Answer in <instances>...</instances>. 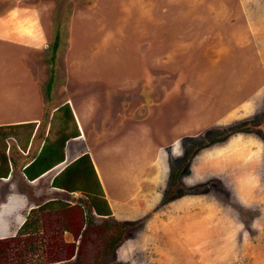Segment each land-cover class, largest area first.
<instances>
[{
  "label": "rangeland",
  "instance_id": "1",
  "mask_svg": "<svg viewBox=\"0 0 264 264\" xmlns=\"http://www.w3.org/2000/svg\"><path fill=\"white\" fill-rule=\"evenodd\" d=\"M0 119L23 123L0 132L15 161L0 240L22 264L88 260L85 198L49 187L81 153L109 191L139 195L113 214L134 224L106 264H264V0H0ZM62 138L64 161L21 180ZM12 193L24 204L4 212ZM31 208L34 241L19 230Z\"/></svg>",
  "mask_w": 264,
  "mask_h": 264
},
{
  "label": "trees",
  "instance_id": "2",
  "mask_svg": "<svg viewBox=\"0 0 264 264\" xmlns=\"http://www.w3.org/2000/svg\"><path fill=\"white\" fill-rule=\"evenodd\" d=\"M51 82L52 76H50L46 86L47 92L50 90ZM22 124L0 125V132L7 127L11 128ZM64 141L65 140L62 138L56 142L43 144L39 153L26 165L22 166L21 171L24 178L29 181L34 180L53 166L62 162L64 160V155L61 146ZM9 164L15 165V161L12 157L8 156L4 150H1L0 178H4L8 175ZM181 168L182 167L179 169V165L174 166L170 175L169 188L166 189L163 198L164 201L176 197L173 188L174 186L180 185L178 178ZM51 186L59 188L67 193L80 191L81 196L85 198L83 199L85 201L82 199H77V202L75 201L85 213L83 221L84 226L80 231L77 256L80 255L88 260L81 262L76 261V258H74L73 262H77L78 264H106V258L111 256L121 239L124 238V234L134 223L119 222L110 217L108 204L103 197L102 187L88 153H82L59 170V172L52 177ZM45 204L47 203L38 205L36 209L40 211L47 208ZM35 212L37 211L34 208L29 210L19 229L21 233L26 234L28 237H32L33 241L35 240L36 233L39 231V219ZM5 242L6 240H0V264L24 263L20 262L18 258L28 251L22 249L18 252H6L8 248H5ZM9 250L11 249H8V251ZM11 255H13V257H11ZM13 260H15V262H13Z\"/></svg>",
  "mask_w": 264,
  "mask_h": 264
},
{
  "label": "crops",
  "instance_id": "3",
  "mask_svg": "<svg viewBox=\"0 0 264 264\" xmlns=\"http://www.w3.org/2000/svg\"><path fill=\"white\" fill-rule=\"evenodd\" d=\"M63 110L65 111V115H68V106H65L64 108H63ZM41 114V113H40ZM40 114H37V115H40ZM71 115H72V113H71ZM16 121H10L9 119H0V125H4V124H16L15 123ZM77 137H80V136H77L76 135V138ZM56 141H59V140H54L53 142H56ZM65 142V141H64ZM43 146V145H42ZM41 146V147H42ZM41 149V148H40ZM40 151V150H39ZM39 153V152H38ZM37 153V154H38ZM36 154V155H37ZM82 154V153H81ZM80 154V155H81ZM64 155V154H63ZM67 155V154H66ZM79 156V155H78ZM64 161V160H63ZM62 161V162H63ZM61 163V162H60ZM95 169H96V172H97V177H98V180L100 181V183H101V186H102V189H103V192H104V194L105 195H103V197L105 198V200H106V202H108L107 204H108V207H109V209L111 208L112 210H113V213H111V209H110V217H112L113 219H114V217H113V214H115V212L117 213V216H118V218H119V216L120 217H125V216H128V215H131V214H134L133 213V211L131 212V211H129V209H131L130 208V206H131V203L129 202V200L131 201V202H133L134 201V197L135 198H138L139 197V195H137V193H130L127 197H122V198H120V197H118V196H116L115 195V193H112V191H109L106 187H105V180H104V177H103V173H102V171L101 170H99L100 171V173H101V175H99L98 174V168L95 166ZM47 172V171H46ZM45 173V172H44ZM43 173V174H44ZM42 174V175H43ZM20 175H21V180H25V182H27L28 184H33L34 182H38V180H39V178L42 176H39L38 178H36V179H34V180H31V181H29V180H27L26 178H24V175H23V173H22V171H20ZM52 179V178H51ZM51 179H50V181H49V187L51 188V189H57V190H59V188H55V187H53V186H51ZM137 191V190H136ZM138 192V191H137ZM23 194H25L26 195V193H12V194H10V195H12V196H10V197H8V199H6V201L4 202V205H3V209H2V211H13V210H16V209H18V208H20L21 206H23V204H24V195ZM119 214V215H118ZM114 220H116V219H114ZM118 220V219H117ZM84 226V225H83ZM82 226V227H83ZM81 231V230H80Z\"/></svg>",
  "mask_w": 264,
  "mask_h": 264
}]
</instances>
